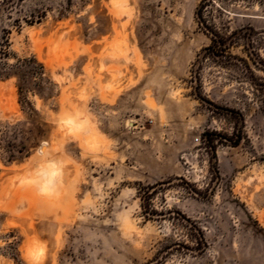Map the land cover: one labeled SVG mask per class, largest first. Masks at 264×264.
Wrapping results in <instances>:
<instances>
[{"label":"rangeland","instance_id":"1","mask_svg":"<svg viewBox=\"0 0 264 264\" xmlns=\"http://www.w3.org/2000/svg\"><path fill=\"white\" fill-rule=\"evenodd\" d=\"M201 2L0 0V264H264V0Z\"/></svg>","mask_w":264,"mask_h":264},{"label":"trees","instance_id":"2","mask_svg":"<svg viewBox=\"0 0 264 264\" xmlns=\"http://www.w3.org/2000/svg\"><path fill=\"white\" fill-rule=\"evenodd\" d=\"M218 1L223 2L224 0H218ZM231 1H233V0H231ZM213 2H214V0H202V2L199 4V6L196 9L195 17H196L197 23H198L199 27L201 28V30H203L207 34H209V33L211 34L210 37H211V40L213 43V47H215L216 44L219 43V41L222 39L219 36V34L213 32L211 30V27H210V24L208 22L207 15H206V13H208V9L213 8ZM226 50H227V48H220V51L218 52V54L223 55L226 53Z\"/></svg>","mask_w":264,"mask_h":264},{"label":"bare ground","instance_id":"3","mask_svg":"<svg viewBox=\"0 0 264 264\" xmlns=\"http://www.w3.org/2000/svg\"><path fill=\"white\" fill-rule=\"evenodd\" d=\"M116 3V2H115ZM65 119H68V117L67 118H65ZM66 121V120H65ZM66 123V125H67V127L69 128H71V127H73L74 125H75V120H73V119H71V118H69L68 120H67V122H65ZM46 145V144H45ZM40 152L42 153V154H44L45 152H46V148H45V146H42L41 148H40ZM34 240V239H33ZM33 242V241H32ZM31 242V243H32ZM29 243V242H28ZM29 248V247H28ZM36 260V259H35Z\"/></svg>","mask_w":264,"mask_h":264}]
</instances>
